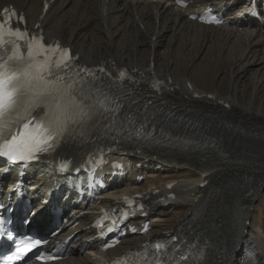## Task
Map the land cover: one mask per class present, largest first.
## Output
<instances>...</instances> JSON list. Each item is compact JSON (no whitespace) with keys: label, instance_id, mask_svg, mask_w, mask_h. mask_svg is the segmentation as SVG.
Masks as SVG:
<instances>
[{"label":"bare ground","instance_id":"bare-ground-1","mask_svg":"<svg viewBox=\"0 0 264 264\" xmlns=\"http://www.w3.org/2000/svg\"><path fill=\"white\" fill-rule=\"evenodd\" d=\"M44 2H48L45 11ZM206 3L216 11L228 9L227 0H192L185 8L175 0H0V8L12 4L30 25L43 30L46 40L57 39L69 45L78 60L88 65L101 61L115 68L133 64L147 78H165L169 73L160 66L161 61L171 67L186 54L200 61L226 58L233 70L237 69L233 79L241 85L224 97L216 90L198 89L191 81L188 85L173 77L165 79L172 103L189 107L188 117L215 133L218 140L196 142L193 137L178 135L173 144L160 147L163 150H144L135 155L138 164L152 171L137 190L150 196H156L157 191L175 208L171 212L159 201L148 235L191 232L211 252L205 264H241V248L249 245L256 250L259 264H264V229L254 228L251 220L255 201L264 187V101L258 108L252 104L257 89L262 88L264 94V27L260 21H238L231 16L217 27L188 19L186 14L193 12L194 6ZM237 24L255 27L238 30L233 26ZM247 78L253 95L246 103H239L237 97ZM92 147L90 140L64 143L50 160V168L68 169ZM109 155L118 160L131 158L118 151ZM204 180L206 184L201 186ZM169 183L171 189L167 188ZM168 193H174V198L166 197ZM112 199L104 198L105 202ZM91 215L65 230L68 234L78 229L75 234L79 237L66 259L49 264H102L108 255L118 254L128 244L145 238H127L119 247L100 255L85 250L84 239L90 235L86 224ZM218 233L222 235L212 239Z\"/></svg>","mask_w":264,"mask_h":264},{"label":"snow or ice","instance_id":"snow-or-ice-1","mask_svg":"<svg viewBox=\"0 0 264 264\" xmlns=\"http://www.w3.org/2000/svg\"><path fill=\"white\" fill-rule=\"evenodd\" d=\"M2 12H11V15L6 20L0 19V49L10 43L11 54L6 61L0 56V137L7 130L11 138L3 139L0 156L7 157L12 163L31 162L39 154L48 153L61 138L65 142L74 139L77 128L93 126L103 115L101 110H110L113 117L120 112L123 102L119 96L101 90V86L94 82L69 81L58 74V70L62 66L67 67L66 62L71 60L70 50L60 49L59 45L54 49L47 48L42 38L32 37L30 41H24L27 45L25 58L18 42L24 40L26 33L11 26L12 17L18 14L8 8ZM19 20L23 22V17ZM13 40L17 42L12 43ZM55 52L60 56L53 60ZM80 71L89 72L88 69ZM98 71L103 72L104 69ZM125 76V71L119 72L121 79ZM21 121L22 128L12 132L11 126ZM146 123L147 117L142 126ZM111 131L115 132V128ZM143 138L147 139V136ZM8 239L15 243L13 236L9 235ZM41 243V240L31 241L32 247ZM31 250L17 246L9 259H23ZM35 259L44 261L54 257H45L38 250Z\"/></svg>","mask_w":264,"mask_h":264},{"label":"rangeland","instance_id":"rangeland-1","mask_svg":"<svg viewBox=\"0 0 264 264\" xmlns=\"http://www.w3.org/2000/svg\"><path fill=\"white\" fill-rule=\"evenodd\" d=\"M141 59L142 58L140 57L139 60L141 61ZM160 63V66L163 67L165 71L177 81H191L198 89L208 92L216 90L223 97L230 93H234L235 86L240 88L241 85V81L233 79V75H235L237 69L235 68L233 70L232 64L226 58L200 61L196 57L186 54L176 59V63L171 67L167 65L166 61H161ZM243 81L245 82V86H243V89L241 88L242 93L238 94L239 97H237L239 103H246L249 99L248 97L253 95V87L250 79L247 78ZM256 92L258 93L252 102L254 108H258L262 104L261 102L264 101L263 89H257ZM189 169L192 168L183 167L182 170ZM192 177L195 179L194 176ZM156 181H158V179ZM255 203L254 214L251 218V220L253 219V227L258 228L259 226L264 229V187L262 188V192L258 195ZM169 210L174 212V206H172ZM181 210L184 211V209Z\"/></svg>","mask_w":264,"mask_h":264}]
</instances>
